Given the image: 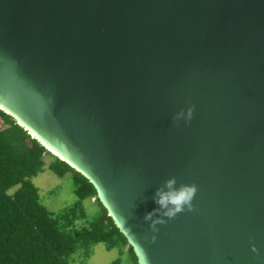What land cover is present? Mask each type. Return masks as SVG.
Wrapping results in <instances>:
<instances>
[{
  "label": "water",
  "instance_id": "obj_1",
  "mask_svg": "<svg viewBox=\"0 0 264 264\" xmlns=\"http://www.w3.org/2000/svg\"><path fill=\"white\" fill-rule=\"evenodd\" d=\"M0 109L89 180L138 264H264V0H0ZM172 176L193 209L153 233Z\"/></svg>",
  "mask_w": 264,
  "mask_h": 264
},
{
  "label": "trees",
  "instance_id": "obj_2",
  "mask_svg": "<svg viewBox=\"0 0 264 264\" xmlns=\"http://www.w3.org/2000/svg\"><path fill=\"white\" fill-rule=\"evenodd\" d=\"M0 118L5 125L0 129V264H70L77 246L88 257L91 247L99 243L108 250L118 248L120 256L112 264H138L133 248L89 180L49 152L1 109ZM48 155L51 171L60 177L71 172L75 180V202L57 213L41 202L31 180L43 171ZM91 198L98 205L94 216L84 208V201ZM78 219L81 223L76 222Z\"/></svg>",
  "mask_w": 264,
  "mask_h": 264
},
{
  "label": "rangeland",
  "instance_id": "obj_3",
  "mask_svg": "<svg viewBox=\"0 0 264 264\" xmlns=\"http://www.w3.org/2000/svg\"><path fill=\"white\" fill-rule=\"evenodd\" d=\"M3 127L5 125L0 118V129ZM50 159V155L46 156V164L43 171L33 176L31 180L38 188L41 202L50 211L57 213L75 202V180L71 172L60 177L51 171L48 165ZM94 200V198H91L84 201V208L88 210L90 216H94L98 210V205L94 203ZM81 221L82 219H78L76 222L81 223ZM119 256L120 252L118 248L108 250L104 244L99 243L91 247L88 257H86L84 249L81 246H77L71 254L69 262L70 264H78L81 262H86V264H112L113 260ZM123 259L126 261V255Z\"/></svg>",
  "mask_w": 264,
  "mask_h": 264
},
{
  "label": "clouds",
  "instance_id": "obj_4",
  "mask_svg": "<svg viewBox=\"0 0 264 264\" xmlns=\"http://www.w3.org/2000/svg\"><path fill=\"white\" fill-rule=\"evenodd\" d=\"M193 115V108L187 107L181 109L174 114V121L184 120L189 121ZM176 177L172 176L165 181L167 190L158 189L154 196L155 203L159 206L150 212L145 213L143 220L147 222L148 227L153 233L158 231L157 225L166 223L163 217L168 219L174 218L178 213L185 210L191 211L193 209V199L197 192L195 184H181L176 187ZM154 213H158L154 215ZM155 239V235L153 236Z\"/></svg>",
  "mask_w": 264,
  "mask_h": 264
}]
</instances>
